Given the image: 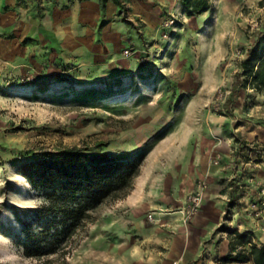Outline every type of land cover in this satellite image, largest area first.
Segmentation results:
<instances>
[{
  "label": "rangeland",
  "instance_id": "obj_1",
  "mask_svg": "<svg viewBox=\"0 0 264 264\" xmlns=\"http://www.w3.org/2000/svg\"><path fill=\"white\" fill-rule=\"evenodd\" d=\"M121 1L122 7L112 0L105 7L101 0L0 4V264H145L142 229L126 197L97 209L65 256L31 258L17 244L41 202L21 165L66 147L137 162L134 188L143 183L148 194L211 142L233 143L223 226L233 227L237 215L264 222L253 211L264 198L253 192V164L264 144L242 134L264 127V94L241 90L232 114L225 106L264 18V0H210V9L193 17L181 0ZM51 24L66 27L65 36H47ZM213 160L220 163L222 154ZM170 213L149 209L145 228L155 237Z\"/></svg>",
  "mask_w": 264,
  "mask_h": 264
},
{
  "label": "trees",
  "instance_id": "obj_2",
  "mask_svg": "<svg viewBox=\"0 0 264 264\" xmlns=\"http://www.w3.org/2000/svg\"><path fill=\"white\" fill-rule=\"evenodd\" d=\"M108 1L101 0V6L105 7ZM112 1L123 6L121 0ZM181 3L189 17L211 7L210 0H181ZM254 36L240 60V70L225 105L229 114L241 90L254 89L264 94V18ZM21 172L39 193L41 202L16 242L26 256L42 258L57 253L65 256L74 238L94 220L97 209L131 193L141 168L135 161L96 152L88 146H74L31 158L21 165ZM229 237L231 252L223 261L251 260L254 264H264V245L254 243L251 233L234 229Z\"/></svg>",
  "mask_w": 264,
  "mask_h": 264
},
{
  "label": "crops",
  "instance_id": "obj_3",
  "mask_svg": "<svg viewBox=\"0 0 264 264\" xmlns=\"http://www.w3.org/2000/svg\"><path fill=\"white\" fill-rule=\"evenodd\" d=\"M3 2L4 0H0V4ZM75 6L73 9L78 11L75 15L78 25L75 28L79 31L81 6ZM57 27H53L52 24L46 25L47 36L64 37L65 34L62 32L66 27L61 26L59 30ZM242 134L247 136L248 140L258 138L264 144V127L259 126L249 132L243 131ZM232 148L233 143L230 142H211L205 148V154L202 156L198 154L197 158L190 159L188 168L167 176L159 187L149 190L147 194L143 183H138L133 192L125 198L127 206L131 207L135 228L142 229L143 240L139 247L145 264H173L176 261L183 264H254L251 260L223 261L231 252L229 237L231 230L251 233L254 243L258 246L264 245V222L261 220L237 215L232 221L233 227L222 229L231 201L228 180L232 174L230 168ZM246 150L244 147V156ZM219 152L223 156L220 163L218 160H213ZM243 164L252 165L247 159L243 160ZM253 166L259 183L253 185V192L257 193V197H264L262 191L264 190V155L262 160L255 162ZM201 179L208 181L201 208L190 223L183 224L181 210L187 204L188 195L193 192L198 180ZM152 208L173 211L170 214H163L162 219L167 227L156 225L155 237L153 233L150 234L152 229L145 228L143 223L144 213ZM233 213L237 214V212ZM137 249L138 245L134 246V251Z\"/></svg>",
  "mask_w": 264,
  "mask_h": 264
},
{
  "label": "built area",
  "instance_id": "obj_4",
  "mask_svg": "<svg viewBox=\"0 0 264 264\" xmlns=\"http://www.w3.org/2000/svg\"><path fill=\"white\" fill-rule=\"evenodd\" d=\"M208 188V184L205 180H200L196 185L193 192L189 195L187 204L184 209H182V214L184 216V221L188 223V221L192 220L201 208V204L203 201L204 193ZM264 191V190H263ZM253 211L255 215L264 216V198L259 202L258 207L254 205Z\"/></svg>",
  "mask_w": 264,
  "mask_h": 264
}]
</instances>
